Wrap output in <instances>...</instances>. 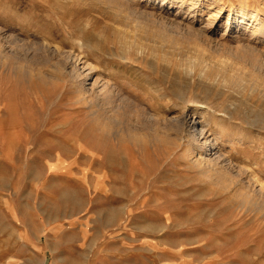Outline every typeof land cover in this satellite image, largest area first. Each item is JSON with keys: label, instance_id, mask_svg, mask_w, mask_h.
<instances>
[{"label": "rangeland", "instance_id": "1", "mask_svg": "<svg viewBox=\"0 0 264 264\" xmlns=\"http://www.w3.org/2000/svg\"><path fill=\"white\" fill-rule=\"evenodd\" d=\"M0 264H264V0H0Z\"/></svg>", "mask_w": 264, "mask_h": 264}, {"label": "bare ground", "instance_id": "2", "mask_svg": "<svg viewBox=\"0 0 264 264\" xmlns=\"http://www.w3.org/2000/svg\"><path fill=\"white\" fill-rule=\"evenodd\" d=\"M113 1V0H112ZM121 1V0H120ZM123 1V0H122ZM124 4V3H123ZM130 5V4H129ZM191 8V7H190ZM192 9V8H191ZM6 37V36H5ZM39 43V42H38ZM52 52L53 53H56V52H58V50L56 49V50H52ZM64 53H65V51H64ZM68 55V54H67ZM71 57V56H70ZM257 58V57H256ZM260 59V58H259ZM70 61V60H69ZM74 61V60H73ZM257 61V60H256ZM61 64H63V63H60L59 65H61ZM72 64V63H71ZM74 68V67H73ZM84 69V68H83ZM78 70V69H77ZM88 73V72H87ZM73 75V74H72ZM87 78V77H86ZM85 79V78H84ZM82 81V80H81ZM94 84V83H93ZM107 84V83H106ZM101 88V87H100ZM110 91V90H109ZM102 93V92H101ZM100 94V93H99ZM97 95V94H96ZM152 121H153V117H149ZM175 120V119H174ZM155 122V124H154V126H159V127H161L162 125L159 123V121L158 120H155L154 121ZM176 123V126H180L181 128H182V130H183V128H185L186 129V131H187V133H188V140L186 141V144L188 145L187 147H188V149H187V152L189 153L188 155H191V153H192V150H191V148L192 147H195V148H199L200 150H202V149H205V152H206V150L207 151H210V149H212V148H208V147H212V143H211V141L209 140V142L208 143H205V142H203V140L206 138V132H205V127H204V125H203V123L202 124H200V121L199 120H197L196 119V117H192L191 118V120H185L184 122H181V121H179V120H176L175 121ZM164 123V122H163ZM180 123H182V125L180 124ZM153 125V124H152ZM174 126V125H173ZM172 126V127H173ZM165 127V126H164ZM155 128V127H154ZM174 128H176V127H174ZM177 128H179V127H177ZM147 129V128H146ZM153 129V128H152ZM152 129H151V131H152ZM219 136V135H218ZM217 136V137H218ZM131 140H138V138H137V134H134V133H129V136H128ZM220 138V137H219ZM183 139V137H181L180 138V140H182ZM143 144H145L147 141L145 140V138H141L140 137V139H139ZM184 140V139H183ZM208 140V139H207ZM215 140V139H214ZM152 144L154 145L155 143H157V145H158V142L159 143H161L162 145L161 146H163V144H167V143H170V146H171V143H172V140L170 141L169 139H168V136H163V137H161V136H159V135H154V137L152 138ZM150 142V143H151ZM178 143V142H177ZM180 143V142H179ZM178 143V144H179ZM184 143V142H183ZM217 144V143H216ZM147 145H149L148 143H147ZM169 145V144H168ZM208 146V147H207ZM198 150V149H197ZM194 152V151H193ZM196 154V153H195ZM193 155V154H192ZM199 155H200V153H199ZM202 157V156H201ZM197 158V157H195V158H197L196 160H194V164L197 166V167H200V168H215V166H217L218 165V162L219 161H217V160H219L220 158L218 157V158H210V157H208V156H206V157H203V158ZM213 157V156H212ZM193 158V157H192ZM221 159H222V157H221ZM205 170V169H204ZM210 170H212V169H210ZM241 175V174H240ZM262 188V187H261ZM262 190V189H261ZM250 199V198H249ZM258 207V206H257ZM258 209V208H257Z\"/></svg>", "mask_w": 264, "mask_h": 264}]
</instances>
